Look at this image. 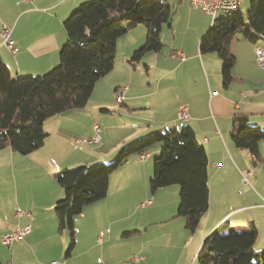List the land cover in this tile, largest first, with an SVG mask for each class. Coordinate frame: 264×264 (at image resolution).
Wrapping results in <instances>:
<instances>
[{"label":"crops","instance_id":"1","mask_svg":"<svg viewBox=\"0 0 264 264\" xmlns=\"http://www.w3.org/2000/svg\"><path fill=\"white\" fill-rule=\"evenodd\" d=\"M83 1L29 0L24 3L21 0H0V31L3 26L11 28L17 47L13 53L0 41V54L14 76L42 75L58 64L59 51L67 39L63 22ZM167 2L173 8L174 23L183 22L191 43L174 44L171 57L162 56V51L148 57V64L144 66L154 84L149 93L141 92L135 80V72L141 62L136 67L128 62L146 39V29L140 25L118 41L115 68L98 81L88 105L82 110H71L44 122L48 137L42 148L27 156L9 148L0 152V181L19 174L17 184L26 185L21 187V197H17L11 208L9 223L0 221V259L4 264H50L52 261L86 264L80 260L93 254L94 245L104 247L115 240V231L118 234L124 231V237L125 233L131 232L128 230L131 224L139 230L145 227L143 219L138 224L133 221L132 214H138V211L147 215L158 212L163 222L176 217L177 206L169 207L168 195H177V188L168 191L164 187L155 193L150 190L153 157L160 152V146L154 145L147 153L148 157L134 156L112 173L108 196L87 205L75 218V228L81 229L76 248L79 243L86 242L83 245L85 250L83 253L73 250L71 255L67 256V252L64 255L61 248L66 250L68 238L64 235L61 239L63 232L54 214V206L64 197V191L58 185L55 174H49L54 171V166L51 165V156L46 153L51 149L62 153L71 146L80 153L71 160L70 156L65 157L64 161L70 165L108 163L123 146L137 138L161 129L181 131L187 126L192 128L197 140L205 147L209 160L210 204L199 224L201 236L197 249L205 235L228 221L231 227L255 225L258 235L254 248L258 251L261 246L264 250V140L259 143L260 161L257 163L252 161L247 150L237 148L231 140L236 116H244L250 125L264 128V70L259 68L255 57V49L258 45L264 46V39L253 43L239 38L235 41L236 47L234 41V44L231 43V51L236 56L233 69L235 80L225 87L221 72H215L216 65L221 68L219 58L217 63L216 59L201 55L199 51L200 40L213 23L212 17L202 10L193 9L188 0ZM243 3L244 0L240 11ZM168 27L172 28V25ZM180 51L185 55L183 59L176 55ZM126 84L129 90L125 94L124 106L120 107L130 113L131 109L142 110L138 113L140 116L132 124L124 123L123 128L107 123L103 127L100 125V142L96 145L77 143L80 140L75 138L77 135H88V140L94 137V123H103L108 118L106 110L117 107V90ZM182 106L188 107L187 119L178 120L177 113ZM60 167L62 164L58 163L57 168ZM249 171L252 176L249 183H245L243 174ZM142 199L152 203L147 204ZM16 211H24L28 215L16 216ZM23 227H30L31 232L22 241L15 242L11 248L2 244L4 234ZM45 251L50 254L43 259L41 254ZM150 251L146 247V255L140 254L138 264L151 263ZM95 259L88 264H122L107 262L104 255Z\"/></svg>","mask_w":264,"mask_h":264},{"label":"trees","instance_id":"2","mask_svg":"<svg viewBox=\"0 0 264 264\" xmlns=\"http://www.w3.org/2000/svg\"><path fill=\"white\" fill-rule=\"evenodd\" d=\"M173 17V8L167 0H84L64 20L67 39L59 51L58 64L48 72L14 76L0 54V152L9 148L27 156L42 148L48 137L44 122L71 110L84 109L98 81L114 70L118 41L134 28L145 27L144 44L128 59L136 67L148 53L163 50L161 31L164 25L171 26ZM4 27L11 32L13 49L2 44L15 53L11 28L3 26L0 34ZM239 38L253 43L264 39V0H250L246 13L237 10L218 16L200 40V54H214L221 61L225 87L235 80L236 56L231 43ZM128 90V84L118 88L117 96L122 95L124 100L119 104L115 99L117 107L124 106ZM178 113L177 119L181 120ZM100 130L99 133L94 130V137H99ZM231 140L237 148L247 150L254 163L260 161L259 143L264 140V128L250 125L244 116H236ZM156 144L160 152L153 160L150 190L155 193L160 188L179 185L176 217L184 219L186 230L196 231L210 204L206 149L191 127L181 131L161 129L127 143L109 163L79 165L55 173L64 197L56 202L54 214L60 231L67 230L70 235L67 256L77 243L75 218L87 205L108 196L112 173L132 157L147 154ZM257 235L253 224L231 227L227 221L205 238L196 260L199 264H264V252L254 248ZM0 264H4L1 259Z\"/></svg>","mask_w":264,"mask_h":264},{"label":"rangeland","instance_id":"3","mask_svg":"<svg viewBox=\"0 0 264 264\" xmlns=\"http://www.w3.org/2000/svg\"><path fill=\"white\" fill-rule=\"evenodd\" d=\"M249 6H250V0H244L243 6L241 7L242 8L241 11L243 13H246L247 10L249 9ZM171 25H172V28H169L168 25H164L161 31V39L165 45L162 50V54H161L162 56L166 55L167 57H171V51H172L174 44L175 46H180V45H188L191 43V38L189 37V33L185 30L186 26L183 24L182 21L181 22L177 21L176 23H174L173 21ZM176 31L179 34L178 33L176 34ZM235 41L236 39L234 40V42ZM242 43H245V42H242ZM236 45H237V42H235V47ZM153 55L154 53L152 52L148 53L144 57V59L140 61L141 66L140 68H138V71L135 72V80L138 81V88L143 93H149L151 90V87L154 86V84L151 82L153 79L151 78L150 73L145 70V66H144V64H148V57H153ZM205 56L213 57L214 59H216L217 63H219L217 56L213 54H208ZM255 57H256V52H255ZM209 67H211L212 72H213L214 71L213 67L211 65ZM216 71L218 73L221 72V68L219 69L217 65L215 66V72ZM113 101H114V98H113ZM111 111L113 112V114L111 115L109 114L107 116L108 118H106L103 123L98 122L99 125L103 127L104 124L107 123V124L115 125V128H116V126L121 127L124 123L132 124L135 122V118L137 116H140L138 113L143 112L142 110L131 109V113H130L129 111L128 112L125 111V108H122L120 106L116 107L115 109H111ZM126 116H129V117H126ZM84 130L86 131L87 128H85ZM87 137L89 136L88 135L75 136V138H79L81 141L88 140ZM156 145L159 146V144H156ZM72 153H74V155ZM79 153H80L79 151L74 150L71 146L70 148L65 149L62 153H55L54 150L51 149L49 152L46 153V155L51 156L50 157L51 162H52L51 165L54 166L53 167L54 171H51L49 174H55L65 168H73V167L79 166L80 164L70 165V163H67L64 161L69 156L71 157L69 160H71L73 157H75V155H78ZM58 163L62 164V167L57 168ZM68 164H69V167H66L68 166ZM23 175H26V174H23ZM9 177L10 179L7 176L4 178V180L0 181V221H3L7 224L9 223V220L12 215L11 208L14 207L17 197L18 198L21 197V189H22L21 187L26 186V185L21 186L17 184V181H18L17 178L20 177L19 174H15L14 176L11 175ZM176 188L178 190L177 195L176 194L168 195L169 207L177 206L178 208L180 187L179 185H172L170 187H166L168 191H172V190L174 191V189ZM142 200L146 201V199H142ZM131 216H133V221H135L138 224L143 219V224L145 225V227L142 230H139L138 228H136V225L131 224L132 230L131 229H128V230L133 231V232L135 231V233L127 237L125 236L123 237L124 231H122V233L120 234H118V232L115 231L113 234V236L117 237L115 238V240L105 244L104 247L101 245H99L100 247L94 245L92 247L93 254H90L86 256L85 258H82L80 262L86 263V264H88L91 261L95 262L96 256L99 255L101 257L104 255L105 260H107V262L118 261V262H121L122 264H125L126 262H129L133 258L139 257L140 254L146 255V247H147L151 249L150 251L151 263L150 264H199L198 261L196 260V255L199 250V248L197 249V246H198L197 244L201 236L199 226L196 229V231L192 233L185 229V224H183L184 219L181 217H173L170 219V221L163 222L162 221L163 219H161L162 215L158 214V212L147 215V214H144L143 211H138V214L135 213V214H132ZM149 221L151 222L150 224H149ZM216 228L212 229L207 235H205L202 241L205 240V238ZM76 231H77L76 238L78 241L79 235L81 233V229L80 228L79 230L76 229ZM64 235H66V237L68 238V245L65 251L64 250L62 251V248H61V253L64 252V255H65L70 245V235L67 230L63 231V233L60 234L61 239H63ZM85 235L86 237H88V233H85ZM85 243L86 242H84V244L79 243L77 245L78 248L75 247L74 251H76L77 253H83L85 250V246L83 245H85ZM258 251L263 252L264 250L260 246V250ZM49 254L50 252L45 251L43 252V254H41V258L44 259L48 257ZM52 254H55V253H52Z\"/></svg>","mask_w":264,"mask_h":264},{"label":"built area","instance_id":"4","mask_svg":"<svg viewBox=\"0 0 264 264\" xmlns=\"http://www.w3.org/2000/svg\"><path fill=\"white\" fill-rule=\"evenodd\" d=\"M22 1L27 2L28 0H22ZM188 1L193 8L202 10L206 12L207 14H209L212 17L213 21L222 14L232 13V12L239 10L240 4L242 2V0H188ZM10 35H11L10 30L4 27L3 31L0 34V41L3 44H6L8 48L13 49L14 42L10 40ZM255 52H256L257 64L259 68L264 70V47L263 46L256 47ZM176 55L177 57L181 59H183L185 56L182 51L177 52ZM123 100H124V97L122 95H119L116 97V102L119 104H121ZM187 115H188V107L182 106L178 113L179 119L185 120L187 119ZM94 128H95L94 130L96 131V133H99L100 129L97 124L94 125ZM80 142L82 143L88 142L89 144H97L99 142V137L95 136L89 141H86V140L77 141V143H80ZM141 157L144 159L148 157V154H142ZM251 176H252V173L250 171L244 173L243 182L249 183V178ZM148 203H151V202L148 201ZM20 215H24V213L21 211H16V216H20ZM30 232H31L30 227L14 229L11 232L4 234L2 236L1 242L3 245L11 247L15 241H21L24 238V236ZM140 260H141V257H135L127 264H138ZM50 264H59V262L52 261ZM100 264H107V263L101 262Z\"/></svg>","mask_w":264,"mask_h":264}]
</instances>
